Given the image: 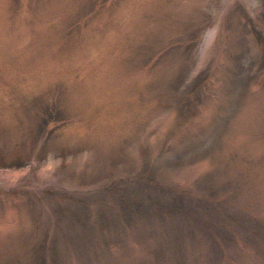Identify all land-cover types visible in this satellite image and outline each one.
<instances>
[{"label":"rangeland","instance_id":"1","mask_svg":"<svg viewBox=\"0 0 264 264\" xmlns=\"http://www.w3.org/2000/svg\"><path fill=\"white\" fill-rule=\"evenodd\" d=\"M23 1L0 2V38L6 35L0 44H17L20 52L15 55L0 45L6 51L0 58V89L9 80L3 65L17 71L20 57L29 54V71L38 64L36 58H45L51 47L63 43L66 51L55 62L65 70L66 56L84 55L104 29L118 31L124 23L120 4L133 2L100 0L103 8L89 17V0H78L81 6L77 0ZM140 3L144 12L137 17L133 13L128 28L111 41L122 55L120 72L116 65L111 71L127 78L144 73L149 79L134 90L133 102L141 113L126 115L131 119L123 124L125 133H112L104 122H94L100 110L87 107H112L104 104L113 91L107 95L104 87H92L91 98L83 100L90 120L87 130L79 128L85 116L73 89L78 83L84 93L86 78L77 70L66 75L60 68L55 75L47 71L46 91L27 76L12 89L20 100L11 89L8 94L0 91V186L12 185L6 176L10 170L20 171L14 181L17 197L25 202L18 207L22 213L8 217L10 194L3 204L0 189V221L20 220L12 234H0V264H264V0ZM23 13L40 26L55 19L62 24L51 26L46 41L38 42L36 31L22 41L25 33L12 22L24 20L16 18ZM68 23L75 26L71 31L63 29ZM172 25L176 34L170 32ZM85 28L90 29L89 41ZM71 73L76 77L69 82ZM187 87L197 94L192 112ZM213 96L215 104L209 101ZM133 102L122 101L123 111ZM58 119L59 126L51 129ZM164 124L169 127L161 133ZM73 125L78 130H71ZM244 135L252 139L254 155L249 139L238 140ZM170 146L172 151L160 156ZM191 172L200 176L206 196L191 200L178 190L183 182L175 183V174L187 178ZM172 186L175 192L169 190ZM75 188L93 191L75 201ZM34 199L43 207L25 206ZM58 221L64 232L56 229Z\"/></svg>","mask_w":264,"mask_h":264},{"label":"bare ground","instance_id":"2","mask_svg":"<svg viewBox=\"0 0 264 264\" xmlns=\"http://www.w3.org/2000/svg\"><path fill=\"white\" fill-rule=\"evenodd\" d=\"M25 1H23L22 4H24V5L27 4L28 5V3L25 2ZM68 1H70V0H68ZM0 2L3 3L4 0H0ZM139 2H140V0H133V2H131L130 4L124 5L122 3V6L120 4L119 8H122L123 9L121 11L120 15L122 14V18H123L122 20H124L123 21L124 23H122L121 26L119 25L117 27V28H119L118 31L114 29L115 31L112 30V32H110V31L109 32L102 31L101 33H98V35L96 36V38L94 37L96 40L94 41L93 45H91V43H90V47H87L88 51L85 52L84 55L81 54V53H78V54H76L75 58L73 57L72 54H70L71 56H66L65 55L66 58H68V60H69V61L66 62V66L67 67H66L65 70H64L65 67H61V66H59V67L56 68V66L58 64H56V62H55L56 61V58L59 55L58 53L60 51H64V49L66 47V46H62V45H58L57 48H55V49H53V47H51V49H50L49 46H48V49H50V51L46 54V57L45 58H36L35 61H38V64H36V66L33 67L34 69L32 68L29 71H28V68L25 67L26 64L28 63V60L29 59L31 60V57H30L31 55H29V54H26L25 55V57H27L26 59H22L20 57L19 60L22 61V62L20 63L19 60H18L17 67L15 65V68L17 69V71H13V70L11 71L8 66L5 67L3 65V68H5L4 71L6 70V73L4 72V76L8 72L7 75H8L9 80L6 81V79H5V82L7 84L6 83L5 84L3 83V85L1 86L0 91L5 92V94L11 93L10 91L13 89L14 85L16 87H18V84H19V86H20V84H22V80L26 81L27 76L29 77L30 81H32L31 84L33 86H35V87L41 86L45 90L48 87V85H47V79L50 78V76L48 74H47V76L45 75V73L47 71H50L52 74L54 73V75H55V71L58 74L60 72L58 70V68H60V70L63 72V74L66 75V74H68V73H70L72 71L77 70L78 76H80V75L83 76L84 75V78H86V83H85V88L86 89H85L84 93L82 91L80 92V89L77 88V84L78 83L76 84V82H75L76 89H73L74 94L75 95L77 94L76 96L74 95L75 98H76L75 103L77 104V108L81 111L80 114L83 115V116H85L84 114H87L89 112V110H90V112L91 111H93V112H99V110H100V113H99L100 116L97 117V119H94V122H96V123H97V121L98 122H101L102 121V123L104 122L103 125L109 127V130L111 129V131H113L112 133H115V134H123V133H125L124 132L125 125H123V124L126 123V120L127 119H129V120L131 119V117L130 118H126V115L132 114V113L133 114H136V113H138V110H139V108H138L139 105L137 104V102H135V103L133 102L135 100V98H136V95L133 94L134 93V90H135L136 87H138L141 84H144V82H146L149 79H146L147 77H146V75H144V73L143 74H139L138 73L137 75H135L136 77L135 78L132 77L133 78L132 79L131 77L130 78H127L125 76H121L117 72H115L114 70L112 72L111 70L112 69H115V67H114L115 65L117 66V69L116 70H118V72H120V69L121 68H118V67H120L119 66V61H120V59L122 60V58H121L122 55H119L120 52H117V47H113V48L111 47L112 46L111 45V41L113 42V40H117L116 37L118 35H121V32H123V30L125 31L128 28V25H127L128 24V20L131 18V16L133 15V13L138 12L137 15H139L140 13H143L144 12V7H141L142 4L141 3L139 4ZM105 12H107V11H105ZM25 13H28V12H25ZM25 13L19 14L16 18L19 19V17H20V19H24V14ZM225 15H228V14H225ZM90 16H92V14L89 15V17ZM133 17H135V15ZM56 18H58V17H56ZM222 18L223 17L221 16L220 19H222ZM11 19H12V21H14L15 20V17L14 18L11 17ZM0 20H2V19H0ZM61 22L62 21H60V20L57 21L55 19V20H53V22H52L53 24L52 25H50V24L47 23V24H44L43 26H40L41 24L39 22H36V23L34 22L35 23L34 24V23H32V20L24 19L22 21L19 20V21H16V22L15 21L12 22V26L15 27L17 25V30L19 28V32H24L25 33L23 35L19 33V35H22L23 37H25V39H21L22 41L23 40L25 41L26 39L29 40L31 38L32 33H34V31H36L34 34L36 35V33H37L38 42H39L40 41V38L46 41V37L48 35H50V33H51L50 32V30L52 29L51 26L53 27V25H55V26L61 25L62 24ZM223 22H224V20H223ZM19 24H20V27H19ZM5 27H6L5 29H7L8 25H5ZM94 28H96V26ZM159 28H160V26L157 29H159ZM63 29H65L66 31H71L69 25H66V27H63ZM220 29L222 30V26H221ZM85 30H86V39H87V41H89L88 38H89V31H90V29L85 28ZM172 30H174V29H172ZM94 32H97V31H94ZM173 32H175V30ZM5 37H6V35L5 36L2 35L0 39L4 41ZM1 44L0 45L2 46V49H4V48L6 49L7 48L6 51H8L10 53H13L15 55H16V53L20 54V52H18V49H17V44L14 45L15 47H13V46L9 47L7 45L5 46L4 43H1ZM226 44L228 45V43H226ZM58 48L60 50H58ZM6 51H3V52H6ZM78 51H80V50H75V52H78ZM3 52L0 51V53H2V55H3V57H0V58H4L5 54H3ZM70 52H72V51H69L67 53H70ZM52 53H56V56L54 57L55 58L54 61L53 60L50 61ZM3 63H4V61H3ZM68 65H70V67H68ZM19 70L20 71L23 70V72L25 74H22ZM146 71H147V69H146ZM153 72H155L154 69H153ZM262 73L264 74V72H262ZM41 74H42V76H41ZM117 75L119 77H117ZM114 76L116 77L117 82H119V81L121 82V85L122 86H119V84H117V82L114 81L115 80V77ZM75 77H76V74L75 75H72V73H71L69 75V77H68V81L70 82V80L72 78L74 79ZM149 77H151V76H149ZM111 78H112V81H109ZM76 81H78V80L76 79ZM128 84H131L133 86L135 85L134 86V89L131 88V86H128ZM71 86H72V83H71ZM71 86H69V87H71ZM23 87H20V89L22 90ZM92 87H94V89L96 87H98L99 89H100V87H104V90H105V88H107L108 90H105V94H107V95H109L110 94V90H112L113 91V95H112V91H111V95L113 97L110 100H106V104H104V105H107V103H108V104L112 105V107H110L108 105L109 106L108 108L106 106L105 109H104V107H103V109H101L100 107H98L97 105L94 104V107L92 106L93 108L88 105L87 107H88L89 110H87V107L83 106V105H87V104H85V101H83V100L84 99L86 100L87 97H90V93L93 90ZM87 89H88V91H87ZM251 89H253V87H251ZM126 90H127V92H125ZM12 91L14 92V90H12ZM254 91H256V90H253V92ZM258 93H260V92H258ZM78 94H81L83 97H80ZM13 95L17 99L20 100V98L17 97L18 94L15 93ZM253 96L255 97V95H252V97ZM116 98H118V99H116ZM17 99H16V101H19ZM47 100H48V98H47ZM122 101H125V104H126V102H133L134 105H131L132 108H130L128 111L125 112V111H123V107L121 105V102ZM209 101L211 103H213V104H215V102H216L215 99H209ZM48 102L51 103L50 100H48ZM192 103L194 105H196V102L192 101ZM119 107L121 108V110L119 109ZM109 108H110V110H108ZM34 111H36V114H35L36 115V119L35 120L38 121L37 119H38V116L40 115L39 106L38 107H35L34 108ZM106 111H108V112L107 113H104ZM109 111L112 112V113H110ZM139 113H141V110H139ZM243 113H244V111H243ZM209 114H210V112H209ZM1 115H3V114H1ZM4 115L5 116H8V114L7 115L4 114ZM104 115H107V116H104ZM207 115H208V113H207ZM85 117H86V120H85ZM85 117L83 118V121H82V123H81V125L79 127L80 129H82L84 131L87 130L86 129V128H88L87 127L88 126L87 124H88V122L90 120V117L89 116H85ZM8 119L10 120V115L8 116ZM59 119L57 121V124L52 123V125L50 127H53V128H51V129H54L57 126H59V124H60V123H58L59 122ZM248 121L246 120V122H248ZM76 125L70 126V127H72L71 130H78L77 127H76ZM100 126H102V125H100ZM50 127L49 126L48 127L46 126L45 129H47V131H48V130H50ZM168 127L169 126H167V125L165 127V124H164L163 127H161L162 130L160 132L161 133H166V129ZM104 128H106V127H104ZM179 130L181 132L179 135L180 136H183L184 130L183 129L182 130L179 129ZM46 132H45V134H46ZM241 134H243V133H241ZM236 140H237V138H236ZM238 140H240V141H245V140L247 141L248 140L247 141V147L249 148L250 154H253L254 155L253 149L251 147L252 145L250 146V142H251L252 139H250L249 137H246L244 135V137H242V138H240ZM170 148L172 149L171 146H170ZM154 150H155V148H154ZM168 150H170V149H168ZM153 151L151 153L152 154H155L156 152H153ZM250 154H249V156H251ZM188 168H190V166ZM196 170H199L198 167H197ZM177 172H178V170H176L175 173H177ZM182 172L184 173L185 171H182ZM20 173H21L20 171H17L16 169H12V170H10V173L8 175H6V176L8 178H10V180H12V182H13L14 179L17 180L16 178H17V176ZM191 173H193V174L187 176V178L185 177L186 179L180 173L178 174V176H177V174H175L176 176L173 179L174 182L177 183V184H179L180 182H183L181 184V186L178 188V190H182L180 192L184 193L185 196H187L188 199H191V200H193V198H195V197L197 198L200 195L201 196H206L207 193L205 191H202L203 188H202L201 184L198 183V178L200 176L194 174V172H191ZM1 176H3V175H1ZM5 187H8V186H5ZM38 188H42V187L39 186ZM169 190L174 191V192L176 191L173 186L170 187ZM202 192H204L203 195H202ZM176 196H179V194H176ZM182 205H184V204H182ZM18 206H19L18 203H15V201H14L13 204L9 205V207L7 208L8 210H7V213L6 214L7 215L14 214L15 213L14 211L19 210ZM183 209H186V208H183ZM261 211H262V209L259 210L258 212L260 213ZM262 212H264V211H262ZM187 214H190V212L188 211ZM1 225L3 227H1ZM0 229H1V231H0L1 233L0 234H2V235H6V233L12 234V232L15 231V228L12 227V225L10 224V221H5L4 222V220H3V222L0 221ZM44 258H45V256H44ZM233 258H234V260L236 259L235 257H233ZM227 262L229 263V261H227ZM227 262L225 264H228ZM16 264H22V263L19 261Z\"/></svg>","mask_w":264,"mask_h":264}]
</instances>
